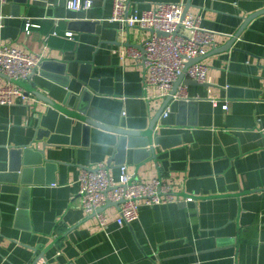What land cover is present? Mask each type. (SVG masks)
Masks as SVG:
<instances>
[{
  "label": "crops",
  "instance_id": "crops-1",
  "mask_svg": "<svg viewBox=\"0 0 264 264\" xmlns=\"http://www.w3.org/2000/svg\"><path fill=\"white\" fill-rule=\"evenodd\" d=\"M69 1L0 6V49L43 60L39 75L25 82L39 97L22 87L27 103L0 106V180L15 149H28L35 166L24 186L0 182V264L39 257V264H264V0H130L140 13L183 3L216 33L201 61L211 83H189L192 103L172 100L164 111L167 98L146 87L144 66L115 53L128 45L120 26L106 21L113 0H93L85 12L69 10ZM126 35L131 45L144 39ZM53 105L106 129L38 141L39 114ZM117 130L151 133L157 156L142 146L145 137L122 142ZM98 164L115 180L121 166L144 183L161 178L176 200L141 206L130 227L118 225L112 205L103 231L79 198L82 170Z\"/></svg>",
  "mask_w": 264,
  "mask_h": 264
},
{
  "label": "built area",
  "instance_id": "built-area-1",
  "mask_svg": "<svg viewBox=\"0 0 264 264\" xmlns=\"http://www.w3.org/2000/svg\"><path fill=\"white\" fill-rule=\"evenodd\" d=\"M5 3L6 0H0V6ZM92 7L93 0H70L68 3V9L74 12H85ZM4 19L0 14V31L4 28ZM106 21L120 26L124 39L122 43L128 45L115 53L122 60L129 58L144 66L147 71L146 87L160 91L162 98L171 95L175 83L183 74L185 80L200 85L211 83L206 65L202 62L188 65L206 55V48L215 44L216 33L202 27L200 16L185 13L183 3L162 4L140 13L130 0H113V12ZM132 31L144 35L139 45H131L129 40L125 42V36L128 39L126 34ZM158 32L167 36H159ZM67 37L72 38L73 34L68 33ZM42 63L39 55H27L9 46L0 49V73L10 81L6 85L0 83L1 107L28 102L31 95L15 83L32 82L39 75ZM187 89V85L181 83L173 101H192ZM212 103L225 111L229 108L228 103L222 104L216 100ZM79 185L81 208L87 216L96 217L103 231L108 228V218L104 212L108 204L118 207V225L130 227L139 220L141 206L156 207L172 204L176 200L174 191L161 178L150 183L141 182L128 172L127 166H121L119 180L111 176L105 164L84 168Z\"/></svg>",
  "mask_w": 264,
  "mask_h": 264
},
{
  "label": "water",
  "instance_id": "water-1",
  "mask_svg": "<svg viewBox=\"0 0 264 264\" xmlns=\"http://www.w3.org/2000/svg\"><path fill=\"white\" fill-rule=\"evenodd\" d=\"M185 13H187V9L185 10ZM259 13H256L253 16L258 15ZM250 19H252V17H249L248 19H246L247 20L246 23H248L250 21ZM158 35L162 36V37L167 36L166 34L161 33V32H158ZM203 58H199L197 60L191 61L188 65V67L194 63L201 62ZM0 77H3V75L1 73H0ZM192 82L196 83L194 81L185 80V75L183 74L178 79V81L175 83L173 91L171 92V95L166 99V103H165L164 107L162 108V111H164L166 105L173 100V96L177 93L178 88H179L181 83L188 85L189 83H192ZM15 84L20 86V87H23L27 91L33 92L37 97H39V95H40L37 91H35L32 87L26 85L25 83H15ZM50 102H52V101H50ZM180 103L185 105L187 102L183 101ZM190 103H192V102L190 101ZM58 106H60V105H56V106L53 105L52 108H49L46 113L39 114L40 117H39V123H38V127H37L36 140H38V141L48 140L49 144H54V143H56L54 141L56 136H59V135L69 136V135L75 133L76 131H78L79 129L89 130V128H91V127L106 129V127H103L102 125H100L99 123H96L94 121L81 120V119H78V117H76L73 114L69 115V113L59 112L62 109H60V107H58ZM75 119L78 120V122H76ZM154 127H155V125L153 124L151 131H153ZM115 132L122 136L121 137L122 142H125L126 137H129V136L145 137L146 140H145L144 145H142V146L150 147L151 150L148 154H152L154 156V158L157 156L156 151L154 149L153 136L151 133L145 134L143 136H141V135L139 136L138 134L127 133L123 130H117ZM28 154H29L28 149H25V150L24 149H18V150L15 149V151L11 154V164L9 167V172L7 175L4 176V178L2 180H0V182H5L9 185L16 186V187L20 186V185L24 186L25 183L23 180L27 177L28 173H32V171L35 168V166L30 161ZM43 154H44V156H46L45 152ZM45 159L47 162H50L46 157H45ZM12 190H14L16 192L17 191L23 192L22 189L18 190V189L13 188ZM110 206H112V204H108L107 208ZM113 206H116V205H113ZM41 259L42 258H40V257L37 258L32 264H39Z\"/></svg>",
  "mask_w": 264,
  "mask_h": 264
}]
</instances>
